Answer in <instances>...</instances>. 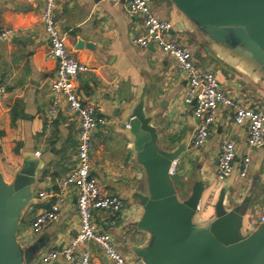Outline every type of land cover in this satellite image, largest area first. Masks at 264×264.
Masks as SVG:
<instances>
[{"label":"crops","instance_id":"obj_1","mask_svg":"<svg viewBox=\"0 0 264 264\" xmlns=\"http://www.w3.org/2000/svg\"><path fill=\"white\" fill-rule=\"evenodd\" d=\"M43 2L0 0V32L11 33L0 40V84L6 90L0 96V174L10 183L27 160L37 163L32 202L25 209L17 232V242L23 248L36 250L26 264H37L43 253L60 251L78 230L77 191L69 188L59 220L40 234L31 231L35 215L55 202L59 181L75 166L78 134V118L65 106L51 126L46 125L56 63L45 56L48 42L39 19ZM153 11L171 23L170 38L191 49L197 68L215 74L220 87L230 91L239 104L264 110V75L259 68L226 45L209 41L170 0H155ZM55 20L70 54L88 68L77 78L79 97L100 109L109 122L93 133L91 175L103 193L121 197L124 205L118 213L96 212L94 221L99 230L111 235L117 250L128 260L143 264L136 252L151 242V234L138 229L143 209L135 198V194L147 193L146 173L137 163L132 139L123 127L135 110L141 109L150 119L163 150L172 151L187 144L175 163L172 178L181 199L188 197L195 181L202 180L206 185L197 224L213 219V205L223 186L228 187V208L232 194L239 202L253 184L257 195L261 191L264 195V145L249 151L247 126L233 123L231 109L219 112L203 146L188 147L197 122L192 107L183 103L185 78L176 62L156 47L132 44L131 40L142 34L143 26L140 20L127 16L125 0H58ZM78 41L84 44L80 48ZM227 138L235 144L237 163L232 175L219 183L218 156L222 141ZM244 156H249L251 163L247 178L241 180L237 164ZM41 192L51 196L40 198ZM260 216L262 207L255 204L244 218V232L254 231ZM87 249L93 262L112 264L92 244ZM50 264L68 263L60 257Z\"/></svg>","mask_w":264,"mask_h":264},{"label":"water","instance_id":"obj_2","mask_svg":"<svg viewBox=\"0 0 264 264\" xmlns=\"http://www.w3.org/2000/svg\"><path fill=\"white\" fill-rule=\"evenodd\" d=\"M170 1L209 41L233 49L264 75V0ZM83 45L78 41V48ZM123 127L146 173L147 193L135 194L143 209L138 229L151 234L149 245L136 252L143 264H264V195L262 191L257 195L255 184L239 202L232 194L230 208L225 206L228 187L223 186L213 205V219L197 224L206 185L195 181L188 197L181 199L172 180L187 144L172 151L160 148L156 130L141 109L131 113ZM36 170L37 163L27 160L10 183L0 174V264H26L34 257L33 247L17 242V232L32 202ZM255 204L262 207L263 221L246 233L244 218Z\"/></svg>","mask_w":264,"mask_h":264},{"label":"built area","instance_id":"obj_3","mask_svg":"<svg viewBox=\"0 0 264 264\" xmlns=\"http://www.w3.org/2000/svg\"><path fill=\"white\" fill-rule=\"evenodd\" d=\"M58 0H44L40 13V22L48 42L46 58L56 63L55 77L50 83L51 103L46 113V125L51 126L58 111L65 106L67 111L78 118L77 151L74 168L62 178L59 192L48 208L38 212L32 223L31 231L40 234L47 227L59 220L61 206L66 191L75 188L78 230L75 237L60 251L41 254L37 264H50L62 257L68 264H97L92 261L87 246L92 244L98 248L112 264H133L121 254L112 241L110 234L99 230L94 221L98 211L118 213L123 208V200L116 195H106L100 189L99 183L91 175L90 153L94 144L93 133L98 128H105L109 122L100 109L90 102H84L78 95L77 78L87 72L88 68L68 51L64 39L55 20V9ZM126 14L129 18L140 20L143 26L141 35L131 42L140 48L156 47L162 54L170 56L177 64L185 78L187 87L183 103L192 107V116L196 126L191 139L190 149H197L205 144L211 128L222 109H231L233 123L247 126L246 144L249 151L264 145V110L243 106L235 101L231 92L220 87L219 82L210 71H202L196 67L191 49L182 43L174 41L169 36L171 23L159 18L153 11L155 0H125ZM10 31L0 32V40L10 36ZM6 92L0 84V96ZM236 147L227 138L222 141L216 168L217 182L227 180L235 169ZM250 157L244 156L237 164L238 177L247 178L250 168ZM50 193H39L40 198H49ZM263 221L260 216L259 223Z\"/></svg>","mask_w":264,"mask_h":264},{"label":"rangeland","instance_id":"obj_4","mask_svg":"<svg viewBox=\"0 0 264 264\" xmlns=\"http://www.w3.org/2000/svg\"><path fill=\"white\" fill-rule=\"evenodd\" d=\"M172 40H174V41H178V40L173 39V38H172ZM178 42H179V41H178ZM180 43H182V42H180ZM182 44H184V43H182ZM179 194H180V193H179ZM180 196L182 197V195H180ZM258 221H259V220H258ZM112 241H113V240H112ZM21 242H23V241H21ZM37 259L39 260V258H37ZM37 259H36V260H37Z\"/></svg>","mask_w":264,"mask_h":264},{"label":"trees","instance_id":"obj_5","mask_svg":"<svg viewBox=\"0 0 264 264\" xmlns=\"http://www.w3.org/2000/svg\"><path fill=\"white\" fill-rule=\"evenodd\" d=\"M173 182H174V179L172 178Z\"/></svg>","mask_w":264,"mask_h":264}]
</instances>
